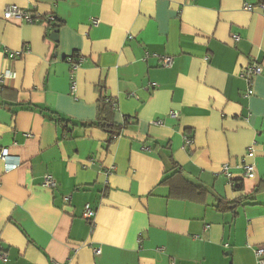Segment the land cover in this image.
<instances>
[{
	"label": "crops",
	"instance_id": "0c3cea01",
	"mask_svg": "<svg viewBox=\"0 0 264 264\" xmlns=\"http://www.w3.org/2000/svg\"><path fill=\"white\" fill-rule=\"evenodd\" d=\"M261 1L0 0V150L18 161L7 171L0 159V264H258L264 14L244 4ZM10 4L60 24L6 20ZM69 56L83 58L75 94ZM250 62L263 71L248 94ZM101 95L114 122L129 123L111 142L85 126ZM174 162L204 197L160 184ZM244 163L255 165L253 178ZM47 175L55 188L43 186Z\"/></svg>",
	"mask_w": 264,
	"mask_h": 264
},
{
	"label": "built area",
	"instance_id": "2783aa9c",
	"mask_svg": "<svg viewBox=\"0 0 264 264\" xmlns=\"http://www.w3.org/2000/svg\"><path fill=\"white\" fill-rule=\"evenodd\" d=\"M244 8L246 10H254V9H259L261 10V12L264 14V1H261L259 3H251V2H246L244 4ZM4 18L6 20H21L27 23H36V22H44V23H48L50 21H54V16H47L45 19H36L28 10H24L21 7H19L18 5L15 4H10L8 6H6L5 11H4ZM94 24H97V21H94ZM235 39H239L238 35H234ZM22 52H9V57L14 58L17 57L19 55H21ZM161 59V64L164 67H171L174 63V57L173 56H169V55H165V56H159ZM67 60L70 63V67H71V78H72V85H71V94H75L76 90H77V85H76V81H75V71L80 67L83 58L81 56L75 57V56H69L67 58ZM263 71L262 65L259 64L258 62H250L246 68L244 69V71L242 72V76L246 79L247 83H248V94H251L253 92L252 90V82H253V78L256 75L261 74ZM172 115L176 116V113L172 112ZM191 139H187V143H190ZM255 152H254V148L250 147L247 150V156L248 157H254ZM8 157H9V152L6 148H2L0 150V159L4 160L6 162V170H12L17 168L18 166V161L17 162H8ZM243 176L245 178H253L255 176V165L253 163H244L243 166ZM221 173H223L224 175H226L228 178H231L232 175L230 173L229 170V165L228 164H223L221 166ZM58 185L57 180L52 176V175H47L44 178L43 181V186L47 187V188H55ZM66 200H69V197H66ZM96 214V210L94 208L91 207L90 204H86L85 209H84V213L83 216L84 218H86L87 220H93ZM226 247L229 246V244H225ZM255 251V256L257 259V263L258 264H264V244H260L255 246L254 248ZM97 253L100 252V250H96ZM0 259H2L3 261H8V255L7 252L3 249L2 245L0 244Z\"/></svg>",
	"mask_w": 264,
	"mask_h": 264
},
{
	"label": "trees",
	"instance_id": "16d2710c",
	"mask_svg": "<svg viewBox=\"0 0 264 264\" xmlns=\"http://www.w3.org/2000/svg\"><path fill=\"white\" fill-rule=\"evenodd\" d=\"M264 1V0H262ZM49 26L54 28L60 24V21L54 16V21L47 23ZM57 30V29H56ZM4 88H2V91ZM98 117L95 121L86 123L85 126H98L109 134V142L119 137L122 132L129 126L128 121L123 124H117L114 122V105L110 97L101 95L98 105ZM55 120L60 124H66L68 120L57 116ZM175 163V162H174ZM160 184H166L170 187L173 193L185 196L188 194H195L200 198L204 197L208 193V189L203 185H198L188 180L183 172L182 167L177 163L174 164L170 173L162 178ZM236 183L234 182V185ZM236 189L241 188V184L235 185ZM231 202L219 201V208L229 207Z\"/></svg>",
	"mask_w": 264,
	"mask_h": 264
},
{
	"label": "water",
	"instance_id": "95a60500",
	"mask_svg": "<svg viewBox=\"0 0 264 264\" xmlns=\"http://www.w3.org/2000/svg\"><path fill=\"white\" fill-rule=\"evenodd\" d=\"M51 39L54 40V41H58V35H57V32H52V34H51Z\"/></svg>",
	"mask_w": 264,
	"mask_h": 264
}]
</instances>
